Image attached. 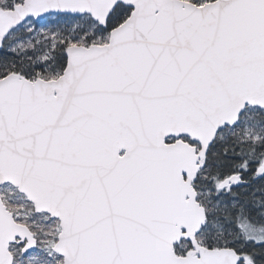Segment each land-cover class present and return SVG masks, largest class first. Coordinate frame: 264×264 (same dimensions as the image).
<instances>
[{
    "label": "snow or ice",
    "instance_id": "1",
    "mask_svg": "<svg viewBox=\"0 0 264 264\" xmlns=\"http://www.w3.org/2000/svg\"><path fill=\"white\" fill-rule=\"evenodd\" d=\"M0 264H264V0H0Z\"/></svg>",
    "mask_w": 264,
    "mask_h": 264
}]
</instances>
